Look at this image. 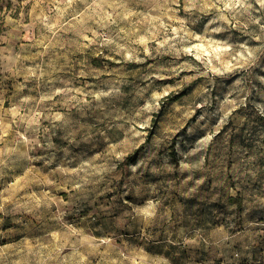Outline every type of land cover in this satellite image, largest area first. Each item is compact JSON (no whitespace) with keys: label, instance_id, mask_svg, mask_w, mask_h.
I'll return each instance as SVG.
<instances>
[{"label":"rangeland","instance_id":"rangeland-1","mask_svg":"<svg viewBox=\"0 0 264 264\" xmlns=\"http://www.w3.org/2000/svg\"><path fill=\"white\" fill-rule=\"evenodd\" d=\"M0 264H264V0H0Z\"/></svg>","mask_w":264,"mask_h":264},{"label":"trees","instance_id":"trees-1","mask_svg":"<svg viewBox=\"0 0 264 264\" xmlns=\"http://www.w3.org/2000/svg\"><path fill=\"white\" fill-rule=\"evenodd\" d=\"M178 98V96L177 97H175V99H177ZM174 99V100H175ZM129 159L131 160V161H135V155H131V156H129ZM234 201H237V199L235 198V199H233Z\"/></svg>","mask_w":264,"mask_h":264}]
</instances>
